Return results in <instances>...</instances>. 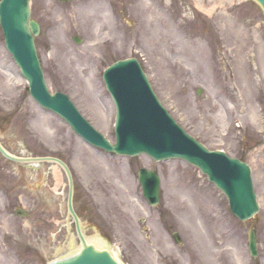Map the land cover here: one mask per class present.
<instances>
[{
	"label": "rangeland",
	"instance_id": "obj_1",
	"mask_svg": "<svg viewBox=\"0 0 264 264\" xmlns=\"http://www.w3.org/2000/svg\"><path fill=\"white\" fill-rule=\"evenodd\" d=\"M31 8L41 28L37 53L52 93L68 95L113 142L114 107L102 72L116 60L136 57L158 99L186 132L210 150L250 165L260 210L255 219L239 222L225 197L183 161L119 157L87 146L29 97L0 31L4 148L16 156L66 162L84 235L102 240L123 264H264V15L258 6L250 0L234 5L225 0H31ZM73 36L81 39L79 45ZM188 38L200 43L202 51H195L203 59L187 62L181 55ZM141 167L160 176L155 208L142 197ZM0 178L10 187L9 194L0 190V264H18L16 255L20 264H45L68 253L70 243L77 246L66 209L67 182L57 167L35 169L0 156ZM20 200L25 218L11 214V207L3 210L4 203L17 207ZM252 227L255 262L247 250ZM172 232L180 235V245Z\"/></svg>",
	"mask_w": 264,
	"mask_h": 264
},
{
	"label": "water",
	"instance_id": "obj_2",
	"mask_svg": "<svg viewBox=\"0 0 264 264\" xmlns=\"http://www.w3.org/2000/svg\"><path fill=\"white\" fill-rule=\"evenodd\" d=\"M68 2L71 0H58ZM264 12V0H254ZM29 0H1L0 26L6 49L29 83L31 97L44 109L63 118L74 132L88 143L108 152L135 156L145 153L154 160L181 158L201 170L208 180L224 193L233 214L244 221L251 218L258 205L253 191L250 169L236 159L221 152H209L188 137L161 107L149 86L139 64L134 59L118 61L103 73V80L116 108V143L110 145L78 113L66 95H51L45 86L43 74L36 57L33 36L39 26L29 20ZM77 42V41H76ZM0 153L15 162H55L65 172L68 180L67 208L75 223L80 248L48 264H120L105 249L88 243L81 231L79 220L72 208L73 183L68 167L54 158H16L0 145ZM139 182L150 204L157 202L158 179L155 174L139 171ZM179 241L176 235L173 236ZM249 249L256 255L255 235H249Z\"/></svg>",
	"mask_w": 264,
	"mask_h": 264
},
{
	"label": "bare ground",
	"instance_id": "obj_3",
	"mask_svg": "<svg viewBox=\"0 0 264 264\" xmlns=\"http://www.w3.org/2000/svg\"><path fill=\"white\" fill-rule=\"evenodd\" d=\"M225 1H227V3L229 5H233L236 3V1H241V0H225ZM186 45H187V47H186ZM186 45L183 48V53H181V55H183L186 58L187 62H189V61L193 62L195 60L198 61V60L203 59L202 52H200L199 55H198V53L196 54V51L197 52H198V50L202 51V47H201L200 43H198L195 40L188 38V39H186ZM195 49H196V51H195ZM89 240L92 241L93 243H96L98 246L103 245L102 240H100L98 238H93V239H89ZM114 255H116V253H114Z\"/></svg>",
	"mask_w": 264,
	"mask_h": 264
},
{
	"label": "flooded vegetation",
	"instance_id": "obj_4",
	"mask_svg": "<svg viewBox=\"0 0 264 264\" xmlns=\"http://www.w3.org/2000/svg\"><path fill=\"white\" fill-rule=\"evenodd\" d=\"M0 181H2L1 182V185H0V189L2 190V191H4L6 194H9V191H10V187H8V183L7 182H5V180L3 179V178H0ZM25 199V198H24ZM23 203V201L22 200H20V201H18L17 202V207H20L21 208V204ZM6 206H9V208L10 209H13L14 208V205L13 204H11V203H6ZM7 209V208H6ZM16 209V208H15ZM16 213V212H15Z\"/></svg>",
	"mask_w": 264,
	"mask_h": 264
}]
</instances>
